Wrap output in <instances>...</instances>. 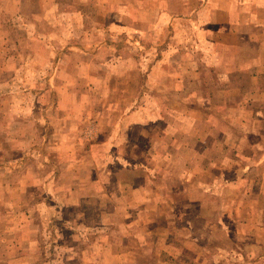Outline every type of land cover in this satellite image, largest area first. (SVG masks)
Returning a JSON list of instances; mask_svg holds the SVG:
<instances>
[{
    "label": "rangeland",
    "instance_id": "rangeland-1",
    "mask_svg": "<svg viewBox=\"0 0 264 264\" xmlns=\"http://www.w3.org/2000/svg\"><path fill=\"white\" fill-rule=\"evenodd\" d=\"M206 1L0 0V264H264V54Z\"/></svg>",
    "mask_w": 264,
    "mask_h": 264
},
{
    "label": "crops",
    "instance_id": "crops-1",
    "mask_svg": "<svg viewBox=\"0 0 264 264\" xmlns=\"http://www.w3.org/2000/svg\"><path fill=\"white\" fill-rule=\"evenodd\" d=\"M202 9L211 11L210 19L214 27L222 28L224 34L240 38L237 41H220L222 48L227 46L229 56L225 58L230 59L233 53L242 50L240 45L246 44L242 50L243 55L238 56L239 66L236 64L228 72L246 75L258 73L254 67L264 59H261L264 48L260 47L264 44V38L259 35H264V0H208L202 5ZM238 86L242 88L243 83L240 82ZM137 187L136 191H143V185Z\"/></svg>",
    "mask_w": 264,
    "mask_h": 264
}]
</instances>
